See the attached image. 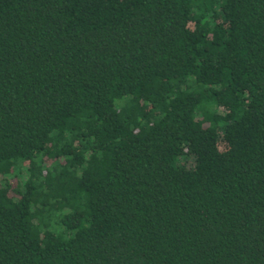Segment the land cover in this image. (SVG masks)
Masks as SVG:
<instances>
[{"label":"trees","instance_id":"1","mask_svg":"<svg viewBox=\"0 0 264 264\" xmlns=\"http://www.w3.org/2000/svg\"><path fill=\"white\" fill-rule=\"evenodd\" d=\"M0 264H264V0H0Z\"/></svg>","mask_w":264,"mask_h":264}]
</instances>
